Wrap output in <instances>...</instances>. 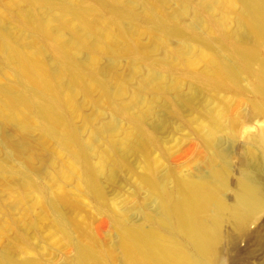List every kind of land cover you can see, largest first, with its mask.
I'll list each match as a JSON object with an SVG mask.
<instances>
[{
    "label": "bare ground",
    "instance_id": "1",
    "mask_svg": "<svg viewBox=\"0 0 264 264\" xmlns=\"http://www.w3.org/2000/svg\"><path fill=\"white\" fill-rule=\"evenodd\" d=\"M0 1V203L2 193L14 195L11 210L31 200L3 226L0 264H228L226 224L243 230L264 212V0ZM3 72L15 80L3 82ZM220 89L232 94L216 98ZM79 95L111 113L95 109L79 121ZM196 103L203 155L181 170L154 160V132ZM132 155L146 168L143 200L109 207L103 183L117 181ZM46 175L75 179L102 201L115 219L111 243L69 215L73 198L58 183L33 199ZM43 219L74 243V255L14 258Z\"/></svg>",
    "mask_w": 264,
    "mask_h": 264
},
{
    "label": "rangeland",
    "instance_id": "2",
    "mask_svg": "<svg viewBox=\"0 0 264 264\" xmlns=\"http://www.w3.org/2000/svg\"><path fill=\"white\" fill-rule=\"evenodd\" d=\"M4 3L0 1V7ZM112 7L104 6L106 15L111 13ZM132 65L128 55L120 56L119 69L127 71ZM3 82H13L15 77L12 74L3 72L1 74ZM232 94L231 91L220 89L216 92V98H227ZM208 99V98H206ZM78 100H81L83 105L80 108L78 120H82V115H89L95 109H99L104 114H110L111 109L104 104L93 106L89 101H85L83 96L79 95ZM243 96H237L233 102V109L238 111L243 107ZM202 104H194L191 109L184 110L183 114L174 117L169 128L161 133H155L159 137V144L154 145L150 149V154L154 160L168 164L171 167L181 170L183 168H192L203 155L204 145L199 137L198 124L195 121L197 113L201 109ZM122 125L128 129L129 123L124 116L120 117ZM243 124L246 123L241 119ZM256 125V124H255ZM255 130V127L251 128ZM247 132V130H245ZM244 135L234 144V155L238 157L241 151V143L244 141ZM51 154H54L52 146H48ZM58 156L57 160L59 159ZM122 167L120 177L113 183H103L104 192L102 193L103 201L108 204H114L119 201L142 202L144 190L140 188V174L145 171V166L142 159L138 155H132L128 158ZM49 169H52L49 166ZM38 188L43 190V193H38L37 187H32L30 192L34 193L33 199L41 194L43 199H47L53 193L47 188L53 186L56 189L57 183L65 189L73 198V202H69V215L79 224L87 227L88 231L96 238L103 240L105 243H111L116 235V224L114 216L109 209L101 207V200L90 196L77 186L75 179H60L58 182L51 183L49 177L43 176L37 178ZM36 184V183H35ZM34 184V185H35ZM1 197L4 204L0 203V247L7 242L9 231L3 234V226L13 217L23 212L26 203L20 204L15 210L7 209L5 203L14 201V195L2 193ZM40 206L33 209L32 213L28 214V218H34L39 212ZM135 219H139L140 215L135 213ZM225 233L233 237V241L222 240L221 247L224 255L227 258L228 264H264V212L257 220L249 223L245 229L239 230L231 224H226ZM75 253V245L73 242L64 243L61 241L59 233L53 228L52 222L48 219L39 221L36 228L30 229L28 233L27 244L23 248L14 249L12 256L17 260H23L27 256L39 258L41 260L52 258L56 262H61ZM21 264V263H18ZM68 264V263H67ZM70 264V263H69Z\"/></svg>",
    "mask_w": 264,
    "mask_h": 264
}]
</instances>
